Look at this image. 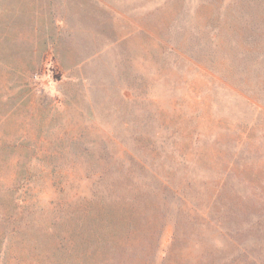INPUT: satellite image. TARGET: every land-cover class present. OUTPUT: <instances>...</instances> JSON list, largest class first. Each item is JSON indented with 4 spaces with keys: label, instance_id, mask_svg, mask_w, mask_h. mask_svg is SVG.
Listing matches in <instances>:
<instances>
[{
    "label": "rangeland",
    "instance_id": "rangeland-1",
    "mask_svg": "<svg viewBox=\"0 0 264 264\" xmlns=\"http://www.w3.org/2000/svg\"><path fill=\"white\" fill-rule=\"evenodd\" d=\"M213 261L264 264V0H0V264Z\"/></svg>",
    "mask_w": 264,
    "mask_h": 264
},
{
    "label": "trees",
    "instance_id": "trees-1",
    "mask_svg": "<svg viewBox=\"0 0 264 264\" xmlns=\"http://www.w3.org/2000/svg\"><path fill=\"white\" fill-rule=\"evenodd\" d=\"M195 153H197L196 151H194V155ZM138 167L142 170L143 174H144V178L146 181H152V179H155V178H159L160 175L159 173H157L154 169H152L150 167V165H146L144 162H138L137 163ZM246 180V179H245ZM247 181V180H246ZM141 219V218H140ZM126 222V221H125ZM127 223V222H126ZM120 228L119 225H117L116 229ZM142 229V225H141V221L139 220V225H138V230ZM150 233V232H149ZM83 256H86L87 255V252H83L82 253ZM77 261H81V257H78L77 258ZM209 264V263H208ZM211 264V263H210ZM213 264H217L216 262L213 261Z\"/></svg>",
    "mask_w": 264,
    "mask_h": 264
}]
</instances>
